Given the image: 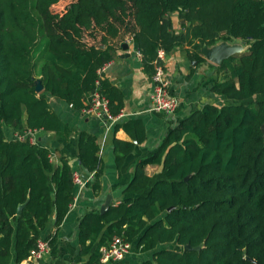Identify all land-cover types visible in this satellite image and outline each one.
Segmentation results:
<instances>
[{
  "label": "trees",
  "instance_id": "16d2710c",
  "mask_svg": "<svg viewBox=\"0 0 264 264\" xmlns=\"http://www.w3.org/2000/svg\"><path fill=\"white\" fill-rule=\"evenodd\" d=\"M57 2L0 0V264L28 260L54 216L60 228L77 186L67 158L56 164L50 149L30 138L7 140L5 128L68 141L74 130L52 110L51 97L81 111L99 93L117 117L124 94L101 69L127 38L151 77L160 49L167 56L186 50L200 63L204 47L218 41L241 40L247 50L215 68L211 92L226 103L206 104L170 129L153 155L134 164L125 198L84 215L82 264H101V248L116 237L151 255L134 264H264V0H74L54 14ZM120 129L138 143L146 138L142 120ZM134 148L114 140L118 167ZM78 155L101 190L98 138L79 132ZM148 166L160 168L157 180Z\"/></svg>",
  "mask_w": 264,
  "mask_h": 264
},
{
  "label": "crops",
  "instance_id": "0c3cea01",
  "mask_svg": "<svg viewBox=\"0 0 264 264\" xmlns=\"http://www.w3.org/2000/svg\"><path fill=\"white\" fill-rule=\"evenodd\" d=\"M125 43L129 44L128 51L122 47ZM123 44L117 49L115 58L106 65L104 71L105 78L124 94L122 112L113 120L90 116L71 108L63 100L51 97L49 103L52 110L74 130V133L68 141L55 133L39 131L35 135L36 143L39 142L51 150L54 163L58 164L62 157L67 158L74 172L79 174L83 180L82 185L76 186L74 204L60 228H56L54 216L48 228L42 233L41 240L55 239V242L50 245L41 264L85 263L88 257L81 256L78 238V225L84 215L92 210H100L110 195L123 187H128L134 164L139 159L153 155L170 129L206 104L226 103L224 99L211 92V86L218 79L215 73L216 65L207 59L202 63L194 61L190 59L186 50H176L167 56L165 71L171 93L179 99V108L176 114L171 116L151 111L152 77L144 72L142 57L138 55L137 46L131 38H127ZM246 50L247 47L241 53ZM128 119L142 120L146 131V138L143 142L134 141L123 129L116 130L117 124ZM82 131L98 138L100 157L104 167V175L101 178L102 188L99 191H95L92 187L95 174L84 172L78 160V133ZM5 134L7 140H15L19 136L10 128H5ZM115 139L133 142L135 145L134 150L127 156L121 167H118L116 163ZM153 170L158 173L160 168L147 167V173L157 180V177L151 173ZM147 192L144 191L141 194L146 195ZM124 193L120 198L114 199L112 204H118L125 198ZM150 256L149 254H138L133 248L124 261L108 264H134ZM11 264L16 263L13 261ZM22 264H28V260Z\"/></svg>",
  "mask_w": 264,
  "mask_h": 264
},
{
  "label": "built area",
  "instance_id": "2783aa9c",
  "mask_svg": "<svg viewBox=\"0 0 264 264\" xmlns=\"http://www.w3.org/2000/svg\"><path fill=\"white\" fill-rule=\"evenodd\" d=\"M137 53L141 56L139 51ZM166 58V52L163 49H160L158 51V58L155 62V73L152 76L151 111L171 116L175 115L179 108V99L171 93L170 84L166 78ZM106 65L101 69L102 73H104ZM70 107L73 108L72 105H70ZM81 111L90 116L102 118L108 117V119L112 120L115 119V117L110 115L109 101L99 93L93 94L88 107ZM36 133L37 131H28L24 135H19L18 139L30 138V141L35 144ZM74 179L76 185L83 184V180L79 174L75 173ZM131 248V243L120 237H116L108 247L101 248V264L119 263L124 261L126 256L130 253ZM49 249V241L40 239L36 248L30 253L28 264H41L42 259L48 253Z\"/></svg>",
  "mask_w": 264,
  "mask_h": 264
},
{
  "label": "water",
  "instance_id": "95a60500",
  "mask_svg": "<svg viewBox=\"0 0 264 264\" xmlns=\"http://www.w3.org/2000/svg\"><path fill=\"white\" fill-rule=\"evenodd\" d=\"M238 42H241V41H238ZM104 47H105L104 45H99L98 48L103 49ZM122 47L125 51H128L129 44L125 43V44H123ZM240 53H241V51H237L234 48H230L225 44L221 45L220 47H216L213 50L208 49V46H206V47H204V49L202 51L203 56L208 61L215 64L216 66H221L226 60H228L229 58L233 57L234 55L240 54ZM36 84H37L36 91L38 93H41L44 90V88L41 84V81L37 80ZM107 118L108 117H105V119H107ZM127 188L128 187H123V188L117 190L112 195H110L108 197L106 203L101 207L100 212L102 214L105 213L110 208V206L112 205L113 200L120 198V196L124 193L125 190H127ZM19 212H21V208H20ZM201 248H202L201 246L192 247L191 245H187L185 247V250H187V251H199ZM255 264H257V263L255 262Z\"/></svg>",
  "mask_w": 264,
  "mask_h": 264
},
{
  "label": "rangeland",
  "instance_id": "374dc122",
  "mask_svg": "<svg viewBox=\"0 0 264 264\" xmlns=\"http://www.w3.org/2000/svg\"><path fill=\"white\" fill-rule=\"evenodd\" d=\"M73 2H74V0H58V2L55 3L54 7H52V11H53L54 14H62L69 7V5L71 3H73ZM177 16H178L177 13L172 14L171 15V19H172V22H173V27L175 26L174 27L175 31L179 32L180 31V27H179ZM238 41H241V40H234V41H231V42L218 41L214 46L208 47V49L213 50L216 47H220L221 45L225 44V45H227L230 48L236 49L237 51L245 50V48L247 46L244 43H242V41L241 42H238ZM151 173L154 175V177L157 175L155 170H153ZM131 250H133V247L131 248Z\"/></svg>",
  "mask_w": 264,
  "mask_h": 264
}]
</instances>
